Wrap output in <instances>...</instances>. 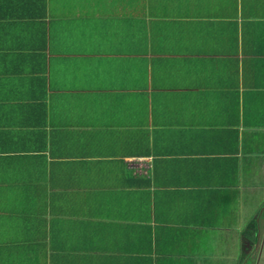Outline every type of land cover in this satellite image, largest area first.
I'll return each instance as SVG.
<instances>
[{
    "label": "crops",
    "instance_id": "obj_1",
    "mask_svg": "<svg viewBox=\"0 0 264 264\" xmlns=\"http://www.w3.org/2000/svg\"><path fill=\"white\" fill-rule=\"evenodd\" d=\"M0 264H264V0H0Z\"/></svg>",
    "mask_w": 264,
    "mask_h": 264
}]
</instances>
